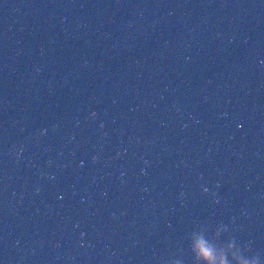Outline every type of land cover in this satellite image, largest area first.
<instances>
[{"label":"water","instance_id":"water-1","mask_svg":"<svg viewBox=\"0 0 264 264\" xmlns=\"http://www.w3.org/2000/svg\"><path fill=\"white\" fill-rule=\"evenodd\" d=\"M264 264V0H0V264Z\"/></svg>","mask_w":264,"mask_h":264},{"label":"clouds","instance_id":"clouds-1","mask_svg":"<svg viewBox=\"0 0 264 264\" xmlns=\"http://www.w3.org/2000/svg\"><path fill=\"white\" fill-rule=\"evenodd\" d=\"M197 257L201 260H206L214 264L215 254L211 246H209L205 241L200 240L197 242L195 249Z\"/></svg>","mask_w":264,"mask_h":264}]
</instances>
